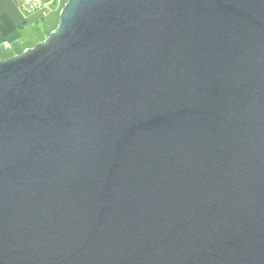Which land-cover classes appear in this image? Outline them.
Wrapping results in <instances>:
<instances>
[{
	"label": "water",
	"instance_id": "1",
	"mask_svg": "<svg viewBox=\"0 0 264 264\" xmlns=\"http://www.w3.org/2000/svg\"><path fill=\"white\" fill-rule=\"evenodd\" d=\"M0 264H264V0H67L0 59Z\"/></svg>",
	"mask_w": 264,
	"mask_h": 264
},
{
	"label": "crops",
	"instance_id": "2",
	"mask_svg": "<svg viewBox=\"0 0 264 264\" xmlns=\"http://www.w3.org/2000/svg\"><path fill=\"white\" fill-rule=\"evenodd\" d=\"M66 0H43L40 8L26 11L19 0H0V59L22 53L45 37L43 25L49 10L59 12ZM48 11V12H47ZM52 13V12H50ZM53 26L51 29H54ZM9 41V46L4 44Z\"/></svg>",
	"mask_w": 264,
	"mask_h": 264
},
{
	"label": "rangeland",
	"instance_id": "3",
	"mask_svg": "<svg viewBox=\"0 0 264 264\" xmlns=\"http://www.w3.org/2000/svg\"><path fill=\"white\" fill-rule=\"evenodd\" d=\"M67 1V0H66ZM65 4V3H64ZM48 12V11H47ZM52 12V13H50ZM60 14V12H59ZM57 16L58 14L55 12H53V10H49V13H47L46 17V21L44 22L45 24L43 25V29H44V33H45V37L44 39L48 36V34L53 30L51 29L53 26H57L56 22H57ZM58 24V23H57Z\"/></svg>",
	"mask_w": 264,
	"mask_h": 264
},
{
	"label": "built area",
	"instance_id": "4",
	"mask_svg": "<svg viewBox=\"0 0 264 264\" xmlns=\"http://www.w3.org/2000/svg\"><path fill=\"white\" fill-rule=\"evenodd\" d=\"M21 7L25 9L26 11H34L38 8H40L43 4V0H19ZM4 44L6 46H9V41H5Z\"/></svg>",
	"mask_w": 264,
	"mask_h": 264
}]
</instances>
